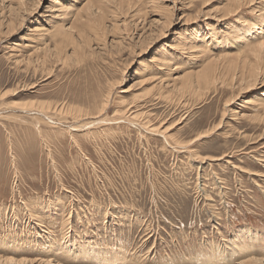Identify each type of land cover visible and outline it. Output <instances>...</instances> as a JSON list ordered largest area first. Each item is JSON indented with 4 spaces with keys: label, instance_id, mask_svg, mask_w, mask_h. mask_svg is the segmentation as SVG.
I'll return each mask as SVG.
<instances>
[{
    "label": "rangeland",
    "instance_id": "1",
    "mask_svg": "<svg viewBox=\"0 0 264 264\" xmlns=\"http://www.w3.org/2000/svg\"><path fill=\"white\" fill-rule=\"evenodd\" d=\"M241 1L0 0V264H264V0Z\"/></svg>",
    "mask_w": 264,
    "mask_h": 264
},
{
    "label": "bare ground",
    "instance_id": "2",
    "mask_svg": "<svg viewBox=\"0 0 264 264\" xmlns=\"http://www.w3.org/2000/svg\"><path fill=\"white\" fill-rule=\"evenodd\" d=\"M230 1V0H229ZM239 1V0H238ZM89 2V1H88ZM132 2V1H131ZM241 2H243V0L241 1ZM130 3V2H129ZM233 3H235L234 1H233ZM237 3V2H236ZM245 3H246V1H245ZM101 4V3H100ZM88 5V4H87ZM86 5V6H87ZM235 5V4H234ZM240 5V2H238V6ZM95 6V5H94ZM96 6H98V4L96 5ZM100 6V5H99ZM231 6H233V5H231ZM241 6V5H240ZM85 7V6H84ZM83 7V8H84ZM236 7V6H235ZM11 8V7H10ZM100 8V7H99ZM101 8H102V6H101ZM229 8V7H228ZM233 8V7H232ZM231 8V9H232ZM230 9V8H229ZM228 9V10H229ZM230 9V10H231ZM98 10V9H97ZM100 10V9H99ZM227 10V11H228ZM231 12H233V11H231ZM86 14L87 13H85L84 15L86 16ZM227 14H229V13H227ZM88 15V14H87ZM74 16V15H73ZM98 16V15H97ZM108 16V15H107ZM82 19V18H81ZM87 20H89V19H87ZM187 20V19H186ZM87 25V24H86ZM110 27V26H109ZM89 28V27H88ZM93 28V27H92ZM92 28H90V29H92ZM37 29V27H35L34 29H31L32 31H34V30H36ZM95 29V27L92 29V30H94ZM31 31V32H32ZM91 31V30H90ZM95 31V30H94ZM93 32V31H92ZM95 33V32H94ZM58 34H61L59 31L58 32H56L54 35L55 36H57ZM256 34H257V32H256ZM92 35H94V34H92ZM31 36H32V34H31ZM95 36V35H94ZM245 37H247V36H245ZM39 38H41V37H39ZM80 41V40H79ZM81 43V42H80ZM62 44V43H61ZM261 44V43H260ZM264 44V42H262V44L260 45V46H264L263 45ZM245 45V44H244ZM44 46V45H43ZM48 48V47H47ZM58 48H60V47H58ZM256 48H257V46H256ZM54 50H56L55 49V45H54V48H53ZM262 49V48H261ZM260 49V50H261ZM264 49V48H263ZM34 50V49H33ZM53 50V51H54ZM61 50V49H60ZM76 51V50H75ZM79 51V50H78ZM263 51V50H262ZM52 52V51H51ZM61 52V51H60ZM251 52H253V51H251ZM55 53V52H54ZM58 53V52H57ZM93 53V52H92ZM183 53V52H182ZM254 53H256V52H254ZM44 54V53H43ZM57 55V54H56ZM226 55H228V54H226ZM260 55V54H259ZM254 56V55H253ZM28 57V56H27ZM224 57H225V55H224ZM227 57V56H226ZM260 57V56H259ZM62 58V57H61ZM75 58V57H74ZM214 58V57H213ZM222 58V57H221ZM244 58V57H243ZM245 58H247V60H248V62L250 61V59L248 58V57H245ZM261 58V57H260ZM37 59V58H36ZM42 60V59H41ZM56 60H57V58H56ZM215 60V59H214ZM222 59H220V60H218V61H221ZM261 60H262V58H261ZM49 61V60H48ZM151 61H152V63L153 64H155V65H159V67H157L156 69L160 72V71H162V69L164 68V67H162L163 65H168L169 63H168V61H169V59L167 58V57H165L164 55H153L152 57H151ZM240 61H241V58H240ZM211 62V61H210ZM215 62H217V61H215ZM247 62V61H246ZM245 62V63H246ZM252 62V61H251ZM256 62H257V60H256ZM39 63V62H38ZM83 63V62H82ZM242 64V63H241ZM248 64V63H247ZM161 65V66H160ZM210 65V64H209ZM219 65V64H218ZM217 65V66H218ZM240 65V64H239ZM245 65V64H244ZM251 65V64H250ZM260 65H261V63H260ZM237 66V65H236ZM257 66V65H256ZM213 67V66H212ZM165 69V68H164ZM261 70V69H260ZM201 71V70H200ZM203 72L205 71L204 69L202 70ZM236 71V70H235ZM254 71V70H253ZM256 71V70H255ZM258 71V70H257ZM163 72V71H162ZM199 72V71H198ZM252 72V71H251ZM210 73H212V72H210ZM197 74V73H196ZM195 74V75H196ZM201 74V73H200ZM206 74V73H205ZM203 75V74H202ZM211 75V74H210ZM199 76V75H198ZM197 76V77H198ZM204 77V76H203ZM159 78H160V76H159ZM162 78V77H161ZM165 78V77H164ZM199 78V77H198ZM210 78H211V76H210ZM158 80H160V79H158ZM232 80V79H231ZM197 82H198V80H197ZM242 82V81H241ZM109 83V82H108ZM193 83V82H192ZM210 83V82H209ZM221 83V82H220ZM210 85V84H209ZM214 85V84H213ZM215 88V87H214ZM210 90V89H209ZM102 99V98H101ZM103 100H105V99H103ZM109 102V101H108ZM246 102H250V100H247ZM35 103V102H34ZM33 103V104H34ZM45 104V103H44ZM108 104V103H107ZM58 105V104H57ZM64 105V104H63ZM57 107V106H56ZM56 107H55V109H56ZM65 108V107H64ZM105 108V107H104ZM40 109V108H39ZM44 109V108H43ZM50 109V108H49ZM48 109V110H49ZM29 110V109H28ZM27 110V111H28ZM42 110V109H41ZM40 110V111H41ZM63 110V109H62ZM102 110H104V109H102ZM39 111V110H38ZM61 111V110H60ZM77 111V110H76ZM42 112V111H41ZM54 113H56V112H54ZM41 114V113H40ZM64 114V113H63ZM82 114V113H81ZM88 114V113H87ZM55 115V114H54ZM73 116H74V114H73ZM32 117V116H31ZM36 117H37V115H36ZM40 117V116H39ZM43 117V116H42ZM41 117V118H42ZM45 117V116H44ZM47 117V116H46ZM47 119V118H46ZM48 119H50V117L48 118ZM35 120V119H34ZM43 120H45V119H43ZM35 122V121H34ZM43 122V121H42ZM47 122V121H46ZM132 122V121H131ZM151 129V128H150ZM152 130V129H151ZM33 201V200H32ZM29 205V204H28ZM30 207H28V210H26L27 212H28V214H29V217L30 218H32V219H36V221L38 220L37 218V216H35V215H37V214H35V213H33V211H31L30 209H29ZM27 209V208H26ZM55 213H56V211H55ZM56 214H58V213H56ZM56 214H53V215H56ZM53 215H51V216H53ZM39 216V215H38ZM37 217V218H36ZM52 220H53V218H52ZM65 221V220H64ZM37 223H39V222H37ZM36 223V224H37ZM40 223H41V221H40ZM41 226V225H40ZM43 226V225H42ZM257 235L258 234H255V235H253V237H257ZM67 237V236H66ZM8 238V237H7ZM244 245V244H243ZM91 247H92V245H91ZM90 249V248H89ZM87 251H89V250H87ZM94 251V250H93ZM98 254V253H97ZM96 257V256H95ZM50 259V258H49ZM256 259V258H255ZM55 260V259H54ZM253 260V259H252ZM258 261H259V259H257ZM8 261V260H7ZM53 261V260H52ZM28 262V261H27ZM54 262H56V261H54ZM251 262H254V261H250V262H248L247 264H253V263H251ZM18 263L19 264H24L25 263V261L24 260H18ZM47 263H51V261L49 260V261H47ZM245 263V262H244ZM263 263V262H262ZM29 264H32L31 262L29 263ZM56 264H59V263H56ZM88 264H95L94 263V261H90V263H88Z\"/></svg>",
    "mask_w": 264,
    "mask_h": 264
}]
</instances>
